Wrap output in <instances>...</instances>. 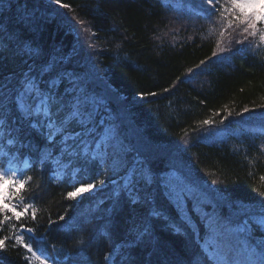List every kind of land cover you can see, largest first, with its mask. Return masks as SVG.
I'll list each match as a JSON object with an SVG mask.
<instances>
[{
    "label": "trees",
    "instance_id": "1",
    "mask_svg": "<svg viewBox=\"0 0 264 264\" xmlns=\"http://www.w3.org/2000/svg\"><path fill=\"white\" fill-rule=\"evenodd\" d=\"M61 5L0 4V77L39 70L54 57L89 75L120 139L144 154L133 152L129 167L147 156L159 183L139 189L141 198L132 207L122 190L127 178L122 168L93 161L91 153L62 158V134L49 146L40 132L12 116L0 126V166L33 176L29 202L36 204L38 219L29 222L36 229L29 242L54 256L55 264H209L205 253L217 242L219 227L234 248L256 249L248 262L240 256L242 264H255L253 258L264 254V227L254 222L264 213V42L257 36L237 45L239 30L231 37L225 33L233 51L208 60L223 23L218 16L207 18L203 0H61ZM201 60L206 63L196 68ZM244 107L250 111L237 115ZM208 119L216 123L201 124ZM81 182L97 188L68 198ZM169 182L182 194L170 196ZM59 216L65 220L49 225ZM133 221L149 230L136 245L128 243ZM27 255L19 249L0 252V264H39L26 261Z\"/></svg>",
    "mask_w": 264,
    "mask_h": 264
},
{
    "label": "snow or ice",
    "instance_id": "2",
    "mask_svg": "<svg viewBox=\"0 0 264 264\" xmlns=\"http://www.w3.org/2000/svg\"><path fill=\"white\" fill-rule=\"evenodd\" d=\"M5 0H0L3 4ZM56 4L61 5V0H55ZM206 5L207 18L211 20L212 16H218L223 23V30L219 32L220 39L216 42V50L212 52L213 57L223 58L225 52H231L233 49L225 44V33L233 36L237 33L241 37L235 39L237 45H245L249 37H259L264 42V0H203ZM64 8L69 5L62 4ZM81 25L84 21H79ZM2 31V30H0ZM23 42V38H15ZM232 43V41H228ZM237 48L235 51H241ZM43 53L40 52L42 57ZM206 63L201 60L195 65L200 68ZM39 70L29 67L27 71L19 76L15 73L11 78L0 77V126L4 125L6 119L12 116L17 121L27 122L30 129L40 132L44 139L52 146L56 134H62V143L59 147L60 157L76 155L82 152L85 157L92 154L93 161L111 162L114 168H122L126 180L122 185V190L128 193V203L135 207L140 200V191L148 185L159 183L153 175L151 167L147 164L148 157L143 160H136L135 165L129 167L133 160L132 153H140L138 148L129 146L120 139L118 132L115 131V124L108 119L107 109L103 105L102 98L93 88V82L87 74H81L75 69L69 70L63 66L61 58H51L39 65ZM193 69H189L191 73ZM180 78L177 77V80ZM165 92L169 89H164ZM155 95V93H151ZM248 107L237 115H243L249 112ZM231 115V112L228 113ZM55 117V119H53ZM227 116L220 120L224 123ZM215 120H203L202 125H214ZM76 126L79 131L72 132L69 129ZM55 128V132L52 130ZM103 130V135L99 131ZM26 130L20 129V139L23 140ZM3 136V129L0 127V137ZM9 144L13 141L9 140ZM31 148V144L23 145ZM40 154L42 149L37 148ZM47 156L52 158V151L47 152ZM60 161L57 160V163ZM25 162V167H27ZM264 178V177H262ZM33 176L25 174L22 170L0 166V252H8L10 249H19L28 255L26 261L33 257L39 264H55V257L46 255L40 251L35 243L30 240L35 239L36 229L29 226V222L35 223L38 219L37 208L32 200L33 190L31 182ZM105 183L103 179L98 181V185ZM216 181H213L215 184ZM93 183L81 182L80 187H75L73 191L66 193L70 199L78 198L82 193L93 190ZM169 195L179 196L182 194L178 190V185L174 188L169 182L165 185ZM65 216H59L58 221L48 220L49 225L58 224L64 221ZM254 222L264 227V213L254 218ZM148 227L145 223L133 221L129 226L130 240L128 243L136 245L138 241H143L148 233ZM217 246L208 245L211 249L206 252V260L211 264H222L221 251L227 253V259L231 261V239L226 229L217 228ZM7 233V234H3ZM82 243V242H81ZM55 251V245H52ZM264 253V248H261ZM39 252V254H38ZM108 259V256H105Z\"/></svg>",
    "mask_w": 264,
    "mask_h": 264
},
{
    "label": "rangeland",
    "instance_id": "3",
    "mask_svg": "<svg viewBox=\"0 0 264 264\" xmlns=\"http://www.w3.org/2000/svg\"><path fill=\"white\" fill-rule=\"evenodd\" d=\"M50 4H52V2H49ZM245 228H243L241 231H244ZM216 236V235H215ZM211 241V240H210ZM208 241V242H210ZM211 244H214V248L217 246V242H211ZM230 251L233 252V256H234V261L232 262V264H242L241 263V258L240 256H245L246 257V261L249 260V258L251 257L252 252H257L256 249L254 248H248L246 246H239L237 248H234L233 246L230 248ZM255 254V253H254ZM221 255H222V264H229V261L227 260V253L224 251H221ZM264 259V254L261 255ZM261 256H257L255 258H253V262L255 264H264L263 259L261 258ZM240 258V259H239ZM32 259H36L35 257H33ZM245 260V259H244ZM252 260V259H250ZM249 260V261H250ZM248 262V261H247Z\"/></svg>",
    "mask_w": 264,
    "mask_h": 264
}]
</instances>
